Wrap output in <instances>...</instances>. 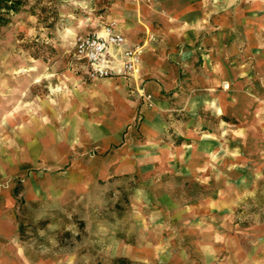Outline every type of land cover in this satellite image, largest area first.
<instances>
[{
  "label": "rangeland",
  "instance_id": "obj_1",
  "mask_svg": "<svg viewBox=\"0 0 264 264\" xmlns=\"http://www.w3.org/2000/svg\"><path fill=\"white\" fill-rule=\"evenodd\" d=\"M112 1L25 0L7 14L0 26L1 147L43 112L64 111L75 91L101 79L85 74L72 45L76 35L111 24L103 21ZM231 32L226 30L227 38ZM232 80L210 85V109L199 102L203 95H192L197 106L187 116L194 118L196 140L177 144L179 135L171 128L155 140L140 133L134 137L143 136L140 142L133 139L132 157L114 158L104 171L87 175L82 192L68 202H16L20 252L3 251L0 264H118L113 262L117 256L131 264H264V207H254L249 197L264 187V146L258 154L253 151L257 129L264 140V109L257 104L237 108ZM132 89L152 105L142 88ZM222 94L225 119H217L212 108ZM142 117L138 111L135 128ZM219 135L227 149L201 155L217 146ZM13 181L3 177L2 183L10 187ZM219 195L235 196L233 205L193 214L208 197Z\"/></svg>",
  "mask_w": 264,
  "mask_h": 264
},
{
  "label": "crops",
  "instance_id": "obj_2",
  "mask_svg": "<svg viewBox=\"0 0 264 264\" xmlns=\"http://www.w3.org/2000/svg\"><path fill=\"white\" fill-rule=\"evenodd\" d=\"M103 22L111 23L127 45L143 42L138 80L121 76L92 80L63 104L64 111L43 112L32 127L0 145V254L20 252L14 185L3 184V177L20 180L19 194L25 201L64 204L82 192L87 175L98 168L104 171L114 158L132 157L133 139L155 140L171 128L179 135L177 144L196 140L194 118L187 116L197 106L192 95H203L199 102L210 109L211 84L232 77L237 108L257 104L264 109V0H113L106 5ZM226 30H232L229 38ZM135 85L152 98L151 106L136 95ZM223 100L222 94L212 108L217 119H225ZM138 111L143 117L135 128ZM205 124L202 119L201 125ZM258 131L255 154L264 146ZM140 133L142 137L134 138ZM223 138L217 136V146L207 147L201 155L210 157L227 149ZM45 166L62 170L44 171ZM27 172L34 177H27ZM249 197L254 207H264L263 186ZM234 198L208 197L193 214L231 206Z\"/></svg>",
  "mask_w": 264,
  "mask_h": 264
},
{
  "label": "built area",
  "instance_id": "obj_3",
  "mask_svg": "<svg viewBox=\"0 0 264 264\" xmlns=\"http://www.w3.org/2000/svg\"><path fill=\"white\" fill-rule=\"evenodd\" d=\"M72 48L89 78L121 76L135 83L138 80L143 42L127 45L124 36L115 31L112 24L76 35ZM135 88L142 91L136 85Z\"/></svg>",
  "mask_w": 264,
  "mask_h": 264
},
{
  "label": "trees",
  "instance_id": "obj_4",
  "mask_svg": "<svg viewBox=\"0 0 264 264\" xmlns=\"http://www.w3.org/2000/svg\"><path fill=\"white\" fill-rule=\"evenodd\" d=\"M23 2H25V0H0V26L8 21L9 18L7 17V14L9 12H17L22 6ZM20 190V180L16 179L11 193L15 197V203L17 202L18 204H22L24 202V198L19 194ZM18 230L20 232V226ZM113 262H117L118 264H131V262L123 256L114 257Z\"/></svg>",
  "mask_w": 264,
  "mask_h": 264
}]
</instances>
